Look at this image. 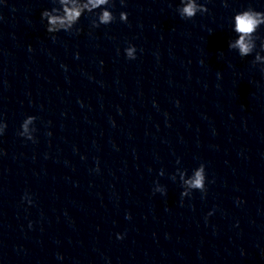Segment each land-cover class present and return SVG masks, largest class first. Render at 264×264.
<instances>
[{"label": "clouds", "instance_id": "clouds-1", "mask_svg": "<svg viewBox=\"0 0 264 264\" xmlns=\"http://www.w3.org/2000/svg\"><path fill=\"white\" fill-rule=\"evenodd\" d=\"M60 4L67 5L68 0H59ZM125 0H121L123 5ZM111 0H76V3L69 7H63V15H50L48 13L42 14L48 17V27L47 31L49 33H57L60 31H71L74 26L79 22L80 18L85 14L89 13L94 16L92 20V27H99L100 25H108L112 23L116 17L113 15L112 11L109 9ZM99 9V12L97 10ZM53 11H57L53 9ZM178 14L184 19H192L197 13H205L208 9L204 4L198 3L197 0H180V6L176 9ZM120 20L127 21V13H120ZM264 25V12L256 11L255 9L249 7L245 10L237 12L233 17V28L234 32L237 33L238 39L234 43H230V49H237L238 54L241 57H247L251 55L256 48V41L258 39L256 33L257 30ZM55 39V37H53ZM135 46H129L125 49V55L128 59L136 58ZM260 60L257 55L253 64ZM264 72V67L261 68ZM36 117L27 116L21 124V131L18 133L20 136L25 137L28 140H34L33 132ZM6 128V124L0 123V134L3 133ZM183 178V174H182ZM206 175L205 166L201 164L198 168L193 170V175L190 179L185 180V185L192 190H199L201 192L206 191L205 187ZM154 191H159L161 193L165 192L164 189L156 186ZM184 197V194H181ZM31 203V200H29ZM118 239L123 237L118 234Z\"/></svg>", "mask_w": 264, "mask_h": 264}]
</instances>
